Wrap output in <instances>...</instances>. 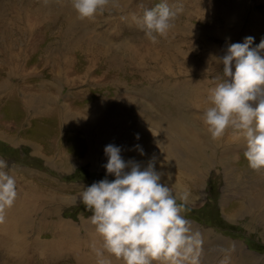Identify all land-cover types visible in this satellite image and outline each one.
Listing matches in <instances>:
<instances>
[{
  "label": "rangeland",
  "instance_id": "obj_1",
  "mask_svg": "<svg viewBox=\"0 0 264 264\" xmlns=\"http://www.w3.org/2000/svg\"><path fill=\"white\" fill-rule=\"evenodd\" d=\"M128 1L141 4V10L160 2ZM142 1L146 3L143 4ZM204 2L205 0H184L186 5L182 8L183 15L189 11L187 20L193 28V34L186 43L180 45L183 49L177 50L179 45L176 44H162V51L169 54L166 64L160 69L163 78L161 72L160 75H151L155 73L154 70H149L151 64L142 65L138 60L128 57L126 51H117L121 40L111 33L103 39L95 34L100 32L92 33L91 29H87L83 37L71 38V46L68 49L61 48L62 40L58 34H52L43 38L45 40L39 43V49L34 53L29 52L27 58L21 59L15 55L18 40L8 38L1 33L4 31H0V81L6 80L9 84L3 89L0 86V134L2 131L7 136L0 137V158L8 162L6 170L10 175H14L17 191L18 184L44 189L45 195L52 201L59 200L58 205L61 208L59 207L60 212L57 214L62 218V223L77 229L83 227L82 221L85 220L88 221L87 225H93L89 219L92 213L78 199L83 187L105 178L106 175L109 180L114 179L111 174H106L103 166L107 161L104 154L105 145L114 143L122 146L121 154L126 160L134 158L143 166L155 157L156 167L163 173L162 181L169 182L177 202L184 204L182 215L189 221L193 230L199 231L202 239L208 241L202 248L209 251V256L200 255V264H220L224 257H228V261L234 264H264V169L254 170L248 166L244 157V139L238 137L234 129H226L222 137H211L202 114L209 106L207 97L209 88L214 86V83L189 81H197L204 76L209 79L218 76L223 65L220 69L213 68L216 61L214 56L223 55L226 46L232 42L227 32L222 34L201 27L197 17L198 9L202 8ZM107 4L110 5L108 1ZM231 4L237 7L236 22L240 25L237 42H243L244 37L251 35L254 37L251 47H255L264 39V0H232ZM126 11L127 9L123 10L121 14L129 15ZM121 14L115 10L111 11L101 17L97 24L102 27L101 30L108 28L109 23L119 26L118 17ZM1 23L4 26L11 24ZM128 27L130 28L120 26L123 41L127 43L130 40L135 42L142 39L141 35L130 36ZM203 43L217 49L204 50ZM45 46L48 50L46 47L40 52V48ZM93 46L104 50H100L97 56L100 61L88 63V59L95 56L92 53ZM186 46L192 49H186ZM189 50L192 51L185 53ZM171 52L173 53L170 55ZM5 53H12V64H9ZM115 57L121 59V65L104 67V59ZM41 58L48 64L45 69H42L43 66L39 63ZM10 70L15 72L10 73ZM143 71H150V75L147 80L139 81V74ZM212 74L215 76L212 77ZM110 75L119 78L111 79ZM169 76L173 78L171 83L182 81V88L177 95L171 94L170 90L167 92L168 85H174L166 84L170 83L166 81L171 78ZM132 81L134 82L131 84ZM30 88H41L45 96L56 102L63 111L74 108L91 110L94 104L97 108H106L111 100L117 99L119 105H116L122 108L117 116V130L107 131L106 139L102 140V134L98 133V123L92 124L83 134L75 129L76 126L70 124L56 127L55 118L52 116L44 119L33 116L36 117L34 123L28 124L18 104L28 99ZM13 89L17 92L15 98H4L7 92L10 93ZM43 92L34 96L37 104L44 95ZM163 94H168L167 97L172 98L170 101L182 99L180 111L185 117L179 127L181 124L186 126L179 128V133L171 134L165 129L164 113L168 111V104L163 103L164 108L154 104L158 97H165ZM146 113H151V117L147 118ZM62 117L64 116L61 115L60 118ZM84 118L81 110L80 115H76L70 122L77 125ZM83 135L90 141L88 147L93 146L95 149L92 162L84 161L83 152L87 144L83 141ZM136 144L143 147L144 155L132 147ZM63 155L67 158L62 157ZM185 192L188 193L187 199L181 200V195ZM17 204L15 202L12 206ZM15 210H19L17 206L14 207L13 211ZM48 214L46 218H42L38 212L29 219L28 216H21L26 233L30 230L31 221L37 223L39 217L44 222L49 221L50 226L52 221L54 223L57 218L60 219L53 211ZM5 221L8 223V220ZM3 225L11 226L9 223ZM50 226L47 231L41 232V240H48L53 236ZM29 235L37 236V233L32 229ZM62 246V254L57 264H73L77 261V256L85 259L83 264H97L98 257L93 248H77L73 243L71 246L69 240L62 241ZM89 252L94 255H88ZM153 264L161 262L153 261Z\"/></svg>",
  "mask_w": 264,
  "mask_h": 264
},
{
  "label": "clouds",
  "instance_id": "obj_2",
  "mask_svg": "<svg viewBox=\"0 0 264 264\" xmlns=\"http://www.w3.org/2000/svg\"><path fill=\"white\" fill-rule=\"evenodd\" d=\"M107 0H72L81 19L91 18L103 10ZM179 8L160 0L145 9L139 18L145 35L153 43L166 36L174 24ZM254 37L227 45L221 56L222 76L209 88V106L203 111V122L213 139L222 137L228 128L245 142L244 157L254 170L264 169V39L251 47ZM139 138V134H136ZM141 155V145L132 146ZM122 146L108 143L104 147L107 175L83 187L78 199L92 213L89 217L102 238L100 247L93 245L97 264H110L104 253H110L124 264H200L203 239L182 215L183 203L177 202L169 184L162 182L155 157L146 166L134 158L125 159ZM8 162L0 158V222L4 211L18 195L16 179L6 170ZM188 193L181 195L186 200ZM220 264H228V257Z\"/></svg>",
  "mask_w": 264,
  "mask_h": 264
},
{
  "label": "bare ground",
  "instance_id": "obj_3",
  "mask_svg": "<svg viewBox=\"0 0 264 264\" xmlns=\"http://www.w3.org/2000/svg\"><path fill=\"white\" fill-rule=\"evenodd\" d=\"M109 4L106 3L103 10L98 11L93 17L91 18H84L81 19L76 10L72 6V0L70 2L66 0H0V31L8 38H15V41L18 40L16 45V53L15 55L20 56L21 59L27 58L28 53H34L35 50L39 49V43L43 42L44 37L51 36L52 34H58L61 37V48H69L71 46L70 40L74 36H81L86 33L87 29H91L92 33L96 31L100 33H95L99 37H103L106 39L111 33V35L115 36L119 39V45L117 47V51H126L128 57L134 58V60H138V63L142 65H148L149 70H154L155 73H151V75L156 76L160 75L163 78V73L160 69L166 64V58L169 54H166L162 51L163 43H171L172 45L176 44L179 45L178 49H183L180 45L182 43H186L188 39L192 36V27H190L188 16H190L189 11L187 10V14L183 15L182 8L186 5L184 4V0L181 2L178 0H168V3L171 7L179 8L181 11L178 12L177 16L175 17L173 27L168 32L166 36L159 37L158 41L153 43L151 40L147 38L143 28L140 25L139 18L143 16L145 10H141V4L139 3H130L128 0H107ZM232 0H205L203 6L209 8H199V16L197 17L198 20L201 22V27L204 29H212L214 31H219L222 34L227 32L228 36L232 38V42H237V35L239 33L240 25H237V7L234 4L230 5ZM146 3V2H141ZM128 14H121L123 10H126ZM116 11L118 14H121L119 18L120 24L116 26L113 23H109V27L106 29H100L97 23L100 22L101 17H104L107 13L111 11ZM1 22H11L10 25L4 26ZM117 24V23H116ZM130 26V36H137L141 35L142 39H139L135 42H125L123 41L124 38L121 36L122 30H120V26ZM176 25H178L176 27ZM102 28V27H101ZM122 28V27H121ZM108 29H111L108 31ZM175 29V30H174ZM126 36V37H130ZM18 37V39H17ZM220 37V35H219ZM42 38V39H41ZM7 39V38H5ZM68 39V41L66 40ZM64 40V41H63ZM190 41V40H189ZM231 42V43H232ZM82 45V44H81ZM20 46V48H19ZM83 46V45H82ZM47 46L42 49L40 48V52L43 51ZM204 50H213L217 49L211 45L204 44L202 45ZM227 47V46H226ZM48 50V47L46 48ZM186 49H192L189 46H186ZM82 50V49H81ZM100 50H104V48L100 49L98 46H93V54L95 56L92 59H88L89 61H100L97 57L100 54ZM33 51V52H32ZM192 50H189L185 53H188ZM220 52V51H219ZM173 52L170 53V55ZM45 54V53H44ZM155 54V58H154ZM31 55V54H30ZM9 64L13 63L12 53H5ZM145 58V59H143ZM104 67H114L117 65H121V59L118 57L112 59H104ZM40 65H42V69L48 67V64L45 62L44 58H41L39 61ZM121 63V64H120ZM91 64V63H90ZM39 65V66H40ZM222 64H217L214 61L213 68L218 67L221 68ZM41 67V66H40ZM20 69V68H19ZM18 69V71H19ZM21 70V69H20ZM88 71L87 69H85ZM146 71V70H145ZM140 72L139 74V81L147 80L150 71L148 72ZM14 70H10V73H14ZM166 75V74H165ZM168 75V74H167ZM173 76V75H172ZM172 76L170 79L168 78L166 81L170 83L166 84H174L168 85L171 94H178L180 89L182 88L181 83L182 81H172ZM215 75L212 74V77ZM222 76V69L220 70L219 75L215 76V78H206L204 76L202 78H198L197 81L189 80L192 82H200V83H216L218 79ZM209 77V76H208ZM111 79L119 78L116 75H110ZM218 78V79H216ZM23 80V79H22ZM18 80H16L17 82ZM25 81V80H24ZM43 82V81H42ZM134 81L131 82V84ZM191 82H186V84ZM24 84V83H23ZM8 81L2 80L0 81L1 89L6 88L8 86ZM21 85V84H20ZM19 85V86H20ZM42 86V85H41ZM44 86V85H43ZM16 87V86H15ZM35 87V86H34ZM18 89V88H17ZM25 89V88H24ZM31 89V88H30ZM46 89V88H43ZM4 91V90H3ZM16 90L13 89L10 93L7 92V95L4 97L9 96L15 98L14 96L17 95ZM6 92V91H5ZM22 92V91H21ZM39 92H43L41 88H32L30 92H28V99L18 104L20 110L23 111L22 114L24 115V120L29 123H34V120L38 116V118H45L52 116L54 119V125L56 127H61L62 124H70V126H76V130H78L81 134L85 133V131L90 128V126L94 123H98V133H101L103 138L102 140L106 139L105 134L107 131L117 130L118 127V118L119 112H121L122 108L117 106L118 100L114 99L109 102L108 107L97 106L94 104L91 110H86L85 108L79 109H66L65 111L59 109V106L56 102H52L49 100L45 93L41 97L38 104L36 103L34 97ZM173 92V93H172ZM9 94V95H8ZM190 93H188L189 95ZM165 97H158L154 104L160 108L163 107V103L168 104V111L164 113L166 116L165 122V129H168L169 133H179V128L182 126H186V124H179L185 115L183 112L180 111V104H182V99L178 98V100L170 101L171 97H167L166 94H163ZM170 96V95H169ZM3 98V97H2ZM1 98V99H2ZM36 103V104H35ZM75 104V102L73 103ZM119 105V104H118ZM51 106V108H48ZM124 106V105H123ZM64 109V108H63ZM100 109V110H99ZM81 110H83V116L85 117L80 123L77 125L71 124L70 120L74 118L76 115H80ZM62 112V114H61ZM62 119L60 118V116ZM146 117L150 118L151 113H146ZM42 120V119H37ZM84 122V123H82ZM103 130V131H101ZM179 131V132H178ZM184 132V131H182ZM186 133V132H184ZM104 134V135H103ZM187 134V133H186ZM2 135V136H1ZM6 134L1 131L0 137H7ZM189 135V133L187 134ZM85 135H83L84 138ZM178 138V136H177ZM185 139V138H184ZM86 141V148L84 149L83 156L84 161L92 162L94 157L95 149L93 146L88 147L90 145V141L86 138L83 141ZM13 141V140H12ZM144 140H142L143 143ZM52 142V141H51ZM187 142V140H186ZM184 142V143H186ZM141 143V142H140ZM188 143V142H187ZM49 144V140H48ZM62 144V143H60ZM193 146V145H192ZM93 147V148H92ZM182 147V146H181ZM186 147V146H185ZM191 147V146H190ZM189 148V147H188ZM186 149V148H185ZM62 150V149H61ZM182 150V149H181ZM202 150V149H201ZM188 151V150H187ZM185 155V154H183ZM189 155V154H188ZM180 156V155H179ZM62 157L67 158L65 155ZM186 167V166H184ZM14 176V175H13ZM168 178V177H167ZM163 182V181H162ZM169 184L168 181H166ZM18 184V183H17ZM25 184V183H24ZM170 186V184H169ZM171 187V186H170ZM19 190L17 191L18 195L15 201L18 203L15 206H11L7 208V213H4V220L0 222V264H57V260L59 259L60 255L62 254V241L70 242L71 246L72 243L77 248H93V245L96 247H100L102 244V238L96 233L94 225H87L88 221H82L83 227L80 228H70L65 223H62V218H60L59 214V205L60 202L52 201L45 195L44 189L32 188L30 185L27 186L18 184ZM25 188V190H24ZM20 190L23 195H20ZM47 190V189H46ZM20 193V194H19ZM58 198V197H57ZM14 202V204H15ZM21 202V203H20ZM13 204V205H14ZM56 204V205H55ZM17 206L18 211H13L14 207ZM50 207V209H48ZM61 208V207H60ZM51 211H53L60 219H56V222H51V226L49 221H43L42 218H46L47 214L50 215ZM37 212L40 214L39 221L37 223L31 221L30 230L26 233V228L22 224L23 217L28 219L31 216H36ZM57 217V216H56ZM50 219V218H49ZM8 220L10 227L4 226L8 225L5 221ZM48 223V224H47ZM35 224V227L33 225ZM52 227L50 229L53 236H51L48 240H41L40 234L44 232L48 227ZM37 233V236L29 235L32 232ZM47 231V230H46ZM28 238V240H27ZM205 238V237H204ZM205 242H208L206 239H203V245ZM210 245V244H209ZM210 248V247H207ZM200 255L202 256H209V251L207 249L202 248ZM93 252H96L93 249ZM94 253L89 252L88 255H94ZM105 258L110 260V264H124L122 259H118L115 256L107 253H104ZM77 261L73 264H83L82 262L85 259L79 258L77 256ZM231 260V259H230ZM62 262V261H60ZM88 264V263H86ZM228 264H234L233 262L228 261Z\"/></svg>",
  "mask_w": 264,
  "mask_h": 264
},
{
  "label": "crops",
  "instance_id": "obj_4",
  "mask_svg": "<svg viewBox=\"0 0 264 264\" xmlns=\"http://www.w3.org/2000/svg\"><path fill=\"white\" fill-rule=\"evenodd\" d=\"M3 99V98H2Z\"/></svg>",
  "mask_w": 264,
  "mask_h": 264
}]
</instances>
